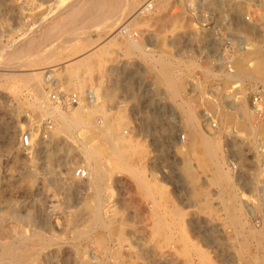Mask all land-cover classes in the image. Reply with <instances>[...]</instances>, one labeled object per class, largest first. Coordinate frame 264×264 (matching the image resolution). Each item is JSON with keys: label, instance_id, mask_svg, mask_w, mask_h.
Wrapping results in <instances>:
<instances>
[{"label": "rangeland", "instance_id": "374dc122", "mask_svg": "<svg viewBox=\"0 0 264 264\" xmlns=\"http://www.w3.org/2000/svg\"><path fill=\"white\" fill-rule=\"evenodd\" d=\"M70 1L72 0H0V68H2V70L0 69V264H5L8 253L19 254L24 251L38 257L35 264H72L69 258L74 253L76 245L82 250L90 249L88 240L75 239L73 223H81L86 218L87 211L82 207L85 202L82 197L93 196L94 192L80 193L69 189L67 184L58 183L61 172H64V163L74 151L80 148L81 142L74 141L72 138L73 141H71L62 132L57 133L55 117L44 109L36 108L34 102L37 98L49 97L51 107L54 105L62 108L65 105L68 106L66 103L58 105L51 98V94L59 95L75 91L82 93L88 84L85 77L88 72L84 69L88 68L89 70L94 66H99L98 68L101 69L104 63L107 64L105 56L110 53L108 50L103 51L101 57L96 59L99 62L97 65L94 62L85 61V59L78 60L86 55L83 54L84 50L78 52L80 49L78 46L82 43L79 39L81 36L76 38L63 32L55 34L48 41L47 50L43 49L44 51H54L59 58H62L58 65L55 62L52 64L53 66L51 65L50 68L53 70L49 80L45 77L50 73L49 71L47 73L46 71L39 72L44 67L43 64L34 66L15 64L14 68L5 62L7 57L5 48L15 41L13 39L22 42L29 37L32 38L33 34H40L48 25L47 23L58 18L59 11L62 10L61 7L66 5L68 7ZM145 1L139 0L141 4ZM188 1L168 0L167 4H163L154 0L153 12L146 14L141 20H137L138 22H133L131 31L132 34L136 32L133 34L135 39L143 37L146 33L182 34L187 38L190 36L193 38L205 33L206 29L202 23L207 22L208 18L212 16L217 23L222 20L226 22L228 31L237 35L243 33L250 36L247 38L248 48L236 51L230 59L225 53L222 62H225L226 65L217 67L216 70V66L203 67L188 57L177 60L171 58L170 62L178 67H182L184 62L188 64L186 70L181 69L180 71L183 74L182 78L181 74L179 76V80L184 85L183 91L189 80L199 84L197 78L203 79L201 85L198 86L200 102L193 104L187 100L178 103L173 100L174 109L179 111V115H171L167 126L162 128V134L157 136L148 132L145 114H141L136 122L132 121L131 115L127 112V106H114V100L111 97L104 98L100 88L96 92L94 91L96 95L94 102L82 100L79 104L69 108L73 111L82 110L85 117L92 118L96 123V129L89 127L79 130L83 137L86 133L93 132L91 143L93 141V144L108 148L102 143V136L95 133L106 130L107 133L112 134L113 138L121 136L123 142L121 141L119 149L124 154V160L134 170L136 169L142 178H146L153 185L162 188V193L157 198H161V204L166 205L167 208L162 206L156 210L150 206L154 204L153 199L146 198L136 189L134 184L136 176L132 175L128 169L120 168L119 170L117 168L123 163L119 156L120 159L111 149L105 148L109 153L105 152L98 158L101 165L108 167L113 174V177H110L112 180L114 179L113 183L107 188V192L103 193L107 205H110V213L114 215L117 226L121 224L119 227L125 229L133 240L140 242L141 236L144 234L140 232L142 225L138 223L139 214L161 210L164 212L165 210L166 212L179 210L183 216L185 215L186 221V219L190 220L194 217V214L204 216L211 213L222 217L225 212L217 198L216 185L207 183V178L210 175L209 172L206 174L207 171L202 167V164L208 162L207 155L200 146L195 148L190 146L187 114L184 110L189 106L197 117L198 130H202L203 133L208 132L213 137L221 139L222 152L226 155L224 169L227 168L230 176L233 177L232 179L244 200L243 207L238 210L242 215L243 223L238 224L239 226L235 225L236 227L233 224L229 226L232 231V254L236 256V247L240 248L238 241L240 236L237 238L235 233L237 227L261 229L264 226V153L261 152L259 145L260 139L264 137V114L263 117L257 116L251 105L252 94L260 90V86L264 88V78L259 68L264 61V0H195L194 5ZM252 4L256 5L252 6ZM258 4L260 5L257 6ZM126 14L127 9H124L121 20L125 18ZM246 16L254 19L257 24L253 25L246 21ZM161 17H165V19L161 20ZM143 19L147 21H143ZM89 23L90 20L86 18L84 25H88L87 30L96 31V27L89 26ZM257 36H260L262 43L258 41ZM116 37L128 38L124 35ZM65 39L68 40L65 41ZM38 47L40 48L39 44ZM169 49L165 46L166 51ZM140 53L146 55L141 51ZM166 53L168 56L171 55L170 51ZM238 59H242L244 64L249 67L246 70L247 76L237 75L235 61ZM230 60L234 62L229 66L228 61ZM198 69L204 71L203 78L197 75ZM9 72L18 75L9 77ZM37 72L39 81H41L40 87L35 85ZM96 83L99 87L101 82ZM208 84H215L216 87L207 90ZM243 99H246L245 104H243ZM243 105L250 112L252 119L242 112ZM175 118L181 120L183 133L188 138L185 137L186 140L183 143L180 141L179 143L178 138L176 139ZM17 120L23 125V130L21 127L17 128L16 147L11 148L9 137L15 132L14 124ZM46 120H50V122L45 123ZM251 122L258 125L259 128L256 131L251 128ZM24 135H28L29 143L22 142ZM70 147H73L74 151H71ZM256 148L259 149L257 152ZM163 150L164 152H162ZM50 154L51 157H49ZM178 155H181V160ZM233 164L237 165L236 170H234ZM252 180H257L255 189L252 187ZM124 181L129 185H125ZM205 187L209 188L205 189ZM209 200L211 202L207 203ZM10 209L21 214L29 210L34 213L36 219L33 224L18 220L13 214L8 213ZM1 217H5V219L1 220ZM43 218H50L48 220L51 221L53 227L48 228L42 224ZM73 218L74 222L71 221ZM13 222L14 224H12ZM186 223L185 226L188 228ZM12 227L17 230H13ZM39 231L56 237V241L52 245L40 249L42 240L38 235ZM96 231L94 232L99 234L100 229ZM58 244L62 245V250L57 255L53 251ZM249 248L254 249L252 245ZM131 258L135 261L140 260L136 254ZM178 264L184 263L180 260Z\"/></svg>", "mask_w": 264, "mask_h": 264}, {"label": "bare ground", "instance_id": "6f19581e", "mask_svg": "<svg viewBox=\"0 0 264 264\" xmlns=\"http://www.w3.org/2000/svg\"><path fill=\"white\" fill-rule=\"evenodd\" d=\"M98 1L100 0H72L69 2L70 4L67 3L69 4L68 7L67 5L64 6L67 8L64 9V7H61L62 10L59 11V14L57 13L58 18L56 17L57 19L55 21L51 20L49 23H47L48 25L46 24L47 26L40 32V34H33L32 38L29 37L28 39L22 42L13 39L15 41L8 44L7 48H5V50H7V57L5 60L7 65H11L12 67H14L16 66L15 64H21L20 66H34L43 64L44 67H42L39 72L43 73L44 71H46L47 73L49 71L50 73L45 75V77L49 80L51 76V71L53 70L50 68L51 65L54 62L57 63L56 65H58L62 61V58H59L57 53H55L54 51H44L47 47L48 41L55 34H61L63 32H65L64 34H71V36H74L76 38L89 33V31L87 30L88 25H84L86 18L90 20L89 26L96 27V31L98 34L108 33L110 35L113 34V37L128 34L129 45L126 48L138 49L139 51L146 53L145 47L139 41H137L131 33V25L133 24V22H138L137 20H141L143 16L149 14L151 11L153 12L155 6L153 3L154 0H146L142 4L139 2V0H101L104 1L106 5V8H103L104 10L97 8V4H99L97 3ZM158 1L163 4H167L168 0ZM150 2L151 4H153V9H150L149 7ZM188 2L191 5H194L195 0H189ZM124 9H127V14L125 18L121 20V15H123ZM43 19L45 20L44 17ZM44 20L42 21L44 22ZM143 21L147 20L143 19ZM82 25L86 27L84 28ZM66 40L67 39H65V41ZM38 44L40 45V48H37ZM85 46L84 43H82L78 52L83 50ZM101 46L103 47V44ZM99 48L101 47H98V44H96L94 51ZM90 54L91 52L80 57V59L78 60L88 59V56ZM241 60L242 59H238L237 61H235L237 65V75L242 76L244 74L247 76L248 73L246 72V70L249 67L244 64L245 62H243V60ZM228 62L230 63V66L231 64H233L234 61L230 60ZM158 63L160 64L162 70L169 69V73L163 70L164 73L161 75H163V77L168 80L169 86L167 87L172 86L174 95L179 96L180 94L176 93L184 87L181 83V80H179V76L181 74L182 78L183 74L173 73V70H186L188 64L184 62V65H182V67H178V65H175L174 63H171L168 60L158 61ZM259 68L261 70L260 73H262V77L264 78V61H262V64H260ZM0 69L2 70V68ZM17 75V73L12 72L10 73L9 77H15ZM35 77H37L35 85L37 87H40L41 81H39L38 72L35 74ZM197 80L199 84L203 82L200 78H197ZM49 100V97L37 98L34 104L36 108L44 109L49 114L55 117L57 133L62 132L66 134L69 139L72 138L74 139V141L78 140L79 142H81L79 145L80 148H77V151H74L73 147L69 148L71 151L74 152L71 154L70 158L64 163V172H61L60 181H58V183L67 184L66 186H68L69 189L75 190L80 193H87L91 191L94 192V195L92 194L93 196H90L88 194L90 197H82V200L85 201L84 204L82 203L84 205L82 207L87 211H85L87 213L86 218L81 223H73V232L75 235V239L88 240L90 242V249L82 250L81 248H79V246L76 245L74 248V253L69 258L72 264H178L180 260H182L184 264H264L263 225L261 229H255L253 227L245 229L244 226L243 228L237 227L235 233L237 235V238H239L240 236V238L238 239V241L240 242V248L236 247V256L232 254V231L229 229V226L230 224H233L234 226H239L238 224L243 223L242 215L238 210L243 207L242 205L244 203V200L242 199L243 197L240 195L237 189V185L232 179L233 177L230 176L229 172L227 171V168L224 169L226 155L222 152L223 147L221 139H219V137H213L208 132L203 133L202 130H198L197 117L193 114L189 106L187 109H184L183 107L182 108L186 110L185 112L187 114L186 121L189 125V127L187 125V129L189 128L188 137L190 146L192 148L200 146L203 152L207 155L208 162L202 164L203 169L207 171L206 174H208L209 172L210 175L207 178V183L216 185L217 198L225 209V212L222 217L211 213H209L208 215L206 214L204 216H201V213L200 216L194 214V217H192L190 220L188 219L189 221L187 219L185 221V215L183 216V214L179 210H172L170 212H166V210L164 212L161 210L153 211L151 213L139 214L140 219L138 223L142 225V229H140V232L143 233L144 236L142 235L141 241L138 242L133 240L130 234L125 229L119 227L121 224L117 226V222L115 223L114 215L110 213V205H107L106 197L103 196V193L107 192V188H109V186H111L114 181V179L112 180V178H110L113 177L112 171H110L109 168L106 166L103 167L98 161L99 156L107 151L105 149L107 147L103 148L99 145H96V143L93 144V141L91 143V135L94 134L93 132V134L86 133V131H89L86 130V134L84 135L85 137L82 136V132H79V130H81L82 128L93 127L96 129V123H94L92 118L85 117L83 111L80 109H76L73 111L71 108H69V106L66 105L63 108L55 105L51 107L49 104ZM245 100L246 99H243V104H245ZM242 112L248 115V118L252 119V116L251 114H249L250 112L245 107V105H243ZM240 117L242 118V116ZM174 120L176 123L175 125L177 126L176 139L178 138V142L180 141L183 143L186 139L181 140L179 137L180 132H183L181 120L179 118H175ZM18 127H21V130H23V125L20 124L19 120H17L14 124V134L12 133L13 135L9 137V143L11 145V148L16 147L15 144L17 143V138L15 139V135ZM251 128L256 131L259 127L258 125L253 124L251 122ZM104 131L105 132L100 131L95 134L102 136V143L105 146H108V148L111 149L117 157L119 156L123 160H121L123 163L121 162L122 164H120L117 168H119V170L120 168H125L131 171L130 173L136 176L134 180L136 189L146 198L153 199L154 204L150 205L151 207L156 208V210L157 208H161L163 206L161 204V198L159 199L157 198V196L162 193V188L158 185H153L152 182L147 180L146 178H142L140 173L136 171V169L134 170V168H132V166L124 160V154H122L119 149V145L122 141L121 136L113 138L112 134L107 133L106 130ZM23 137L24 136H22V142ZM72 139L71 141H73ZM257 148L256 152L259 150ZM108 153L106 152V154ZM178 156H180L181 160V155ZM49 157H51V154L49 155ZM82 161L83 164H81ZM80 168L86 170V177L76 176V171ZM114 170H116V168H114ZM107 177H109L110 180L109 178L107 179ZM256 181L257 180L251 181L252 187H254V189L257 188V183L255 185ZM123 183H125V185H129L128 182L124 181ZM206 188L208 189L209 187H205V189ZM210 192L211 191L209 190V193ZM209 202H211V200H209L207 203ZM199 206L200 205L198 204V207ZM8 213L13 214V216H15L18 220L29 222L32 224L36 219L34 213L29 210L21 214L18 213L16 210L10 209ZM81 215L80 217H82ZM4 219L5 217H1V220ZM48 219L50 218H43L42 224L46 225L48 228H51L53 227V225ZM71 221L74 222V218L71 219ZM184 222H187L186 224H188V228H186ZM12 224H14V222ZM15 226L16 225H14V227ZM12 229L14 230L15 228L12 227ZM99 229V234H96L94 231H98ZM15 230H17V228ZM38 235L42 240V247L40 249H43L48 245H52L56 241V237H51L50 235L49 237L43 231H39ZM250 245L254 247L253 250L249 248ZM61 250L62 245L58 244L53 253L55 252L58 255L60 254ZM135 254L140 258L139 261H135L131 258ZM37 259V256L35 257L32 253L26 251L21 252L19 254L8 253L7 259L5 260V264H35Z\"/></svg>", "mask_w": 264, "mask_h": 264}, {"label": "crops", "instance_id": "0c3cea01", "mask_svg": "<svg viewBox=\"0 0 264 264\" xmlns=\"http://www.w3.org/2000/svg\"><path fill=\"white\" fill-rule=\"evenodd\" d=\"M97 3H99L97 8L101 10L106 8L104 1L100 0ZM163 19L165 17H161V20ZM79 39L84 43V46L86 45L83 54L91 52L85 61L94 62L97 65L99 62L96 59L101 57L103 51L108 50L110 53V55L105 56L107 64L104 63L101 69L98 68L99 66H94L89 70L88 68L84 69L88 72L85 76L88 82L86 89L93 88L96 92L100 88L104 98L111 97L114 100V106L126 105L132 121L136 122L141 114H145L147 130L153 136L162 134V128L167 126L171 115H179V111L174 109L173 100L178 103L187 100L193 104L200 102L199 84L192 83L190 80L187 82L188 85L184 91L180 89L176 93H179V96L174 95L173 87H167L169 86L168 80L161 75L164 73L163 70L168 73L170 71L169 69L162 70L158 61H172L171 58L177 60L188 57L203 67L214 66V55L220 48L218 41L206 34L187 38L182 34L146 33L143 37L136 38L145 47L146 55L141 54L138 49L126 48L129 45V38L113 37L108 33L98 34L97 31L92 30L81 35ZM96 44L101 48L95 52ZM165 46L170 48L167 51H170L171 55L169 56L172 57L167 55ZM216 69L218 68L215 67ZM180 71L181 69H174L173 73L180 74ZM203 72V70L198 69L197 75L203 78ZM98 81L101 82L99 87L96 85ZM206 87L207 90H211L216 86L215 84H208Z\"/></svg>", "mask_w": 264, "mask_h": 264}, {"label": "built area", "instance_id": "2783aa9c", "mask_svg": "<svg viewBox=\"0 0 264 264\" xmlns=\"http://www.w3.org/2000/svg\"><path fill=\"white\" fill-rule=\"evenodd\" d=\"M256 4H252L254 6ZM258 4L257 6H259ZM150 9H153V4L151 2L149 3ZM246 21L250 22L251 24L255 25L257 22L254 19H251L249 16L245 17ZM202 26L206 29L204 34L209 35L214 40L218 41L220 44V50L218 53L214 55L215 58V64L216 67H224L223 65H226L225 62H222L225 58V53L227 58H231V56L240 49H247L248 43L247 38L250 36H247L243 33L240 35H237L231 31H228V26L226 25V22H223V20L220 23H217L216 20L213 19V17H209L207 22L202 23ZM132 33V32H131ZM133 34H136L134 32ZM124 36H128V34H124ZM258 41L262 43L260 36H257ZM264 44V43H263ZM228 64V63H227ZM226 67V66H225ZM228 67V66H227ZM260 90L254 92L252 94L251 99V105L253 111L257 114V116L263 117L264 114V88L262 86L259 87ZM83 93V94H82ZM69 92L67 94H60L57 95L56 93L52 94V98L57 104H64L66 103L69 107L79 104L80 101L85 100L87 102H92L95 100V92L93 88H87L83 92ZM50 122V120H46L45 123ZM179 137L181 140H185V133L180 132ZM23 142H28V135H24ZM261 152L264 153V137L260 139L259 142ZM234 170L237 169V165L233 164ZM87 172L84 169H78L76 171V176L78 177H86Z\"/></svg>", "mask_w": 264, "mask_h": 264}]
</instances>
